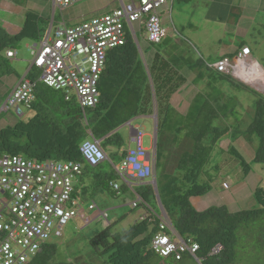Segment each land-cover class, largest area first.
I'll use <instances>...</instances> for the list:
<instances>
[{
    "label": "trees",
    "instance_id": "trees-1",
    "mask_svg": "<svg viewBox=\"0 0 264 264\" xmlns=\"http://www.w3.org/2000/svg\"><path fill=\"white\" fill-rule=\"evenodd\" d=\"M170 10L166 5L161 18L169 15ZM223 11L232 15L226 8ZM45 18L41 13L27 9L17 30H8L0 23V82L11 72L6 52L13 51L16 42L24 39L41 43L47 30L48 19ZM164 31L166 37L158 45L149 44L143 34L146 47L140 50L138 33L135 31L134 38L127 29L125 43L106 55L98 83L99 102L93 109H81L76 99L67 102L63 95L56 96L57 91L37 83L31 106L34 114L26 121L0 128V157L24 155L35 161H71L81 164L80 176L82 171H92L100 166L91 168L84 164L79 147L85 139L91 137L99 142L103 151L107 146L121 148L122 139L116 130L132 119L151 117L156 113V167L159 157L166 160L165 166L168 162L176 163L175 169H162L159 174L155 171L158 198L164 213L156 206L151 184L134 187L140 199L136 207L149 210L128 229L111 232V224L89 241L91 245L101 247L98 251L105 257L102 263L183 264L191 261L194 264H240L248 256L253 258V264H264L263 181L253 189L256 205L248 210L229 212L225 206H212L197 211L191 205L192 198L205 196L212 190L213 155L220 158L226 153L231 159L232 156L242 157L236 148L237 141L244 139L250 145L256 143L250 165L264 168V95L236 81L231 72L226 74L212 69L199 54L198 58L190 56V59L180 53L156 51L153 46L162 45L168 37ZM242 49H248L251 55L250 49L243 44L231 55L236 58ZM149 51L154 52L150 62L146 59ZM228 56L218 62L226 58L231 60ZM237 61L238 64L241 62ZM259 68L264 71V67ZM34 70L27 73L32 81L37 76L36 72L32 74ZM183 70L191 73L194 84L203 88L195 95L185 115L167 104L187 83ZM250 111L251 119L244 120L242 117H248L246 113ZM175 134H182L181 140ZM226 137L228 144L222 150L219 143ZM172 139L178 143L175 148L179 155L175 159L170 156ZM241 163L245 164L242 159ZM248 168L249 164L243 166L244 175L249 173ZM94 178L90 187L93 193L106 189L109 195L116 196L126 188L115 190V184L111 181L105 184L100 173ZM86 189L83 196L87 194ZM77 195L78 191L73 187L72 198ZM162 214L170 225L171 231L166 233L171 238L177 236L187 246H197L193 256L184 253L175 261L173 257L162 258L154 252L152 240L160 231ZM217 248L219 251L214 253ZM56 254V245L46 243L27 264H55Z\"/></svg>",
    "mask_w": 264,
    "mask_h": 264
},
{
    "label": "built area",
    "instance_id": "built-area-1",
    "mask_svg": "<svg viewBox=\"0 0 264 264\" xmlns=\"http://www.w3.org/2000/svg\"><path fill=\"white\" fill-rule=\"evenodd\" d=\"M82 1L85 0H52V5L62 12ZM118 1L117 9L71 27L63 21L54 24L52 17L42 42L30 48L34 56L30 69L36 70L35 80L26 74L15 85L1 111L12 109L17 117H24L20 106L31 109L37 83L54 91H65L67 102L73 99L69 95V91H73L81 109H93L99 102L98 83L106 55L125 43L127 29L135 38L137 25L151 45L161 44L166 37L161 17L169 0ZM249 56V50L242 49L234 60L223 59L215 68L226 74L232 71L235 75L236 61ZM6 57L13 59L16 53L7 51ZM143 136L141 127L134 126L133 146L125 151L120 167L115 169L130 187V183L139 185L154 178L155 162L142 146ZM79 151L84 163L91 168L108 161L94 139L83 141ZM80 173L79 163L0 157V264H27L52 236L61 237L62 228L72 219L80 216L85 225L93 221L84 217L83 209L72 198L73 179ZM139 200L136 196L132 209ZM95 208L92 204L88 211ZM99 216L107 224L106 216ZM159 230L152 240V248L160 257H173L178 261L182 254L193 255L197 251L196 245L187 246L178 237L171 238L166 233L171 228L164 216L159 219ZM218 251L217 248L214 253Z\"/></svg>",
    "mask_w": 264,
    "mask_h": 264
},
{
    "label": "rangeland",
    "instance_id": "rangeland-1",
    "mask_svg": "<svg viewBox=\"0 0 264 264\" xmlns=\"http://www.w3.org/2000/svg\"><path fill=\"white\" fill-rule=\"evenodd\" d=\"M14 1L15 4L13 6L18 11H8V6L3 4L2 8L7 9V11H0V23L8 30H17L23 22L24 12L22 10L27 11V9H32L48 19L47 30L44 35H46L49 29L52 17L54 18V23L63 21L67 27H71L94 17L107 14L120 6L118 0H85L60 12L59 9H53L52 0ZM167 7L171 8V10L169 15H164L163 22L168 37L162 45L153 46V49L162 53H180L184 54L185 57L193 56V58H198L199 54L205 62H208V65H213L218 60V56L220 55L219 50L229 53L228 57L232 61L235 59V56L231 55L232 51H235L236 47L243 44L250 49L251 55L241 60L238 64L237 75L232 74L231 71L232 78L264 95V80H258L259 77L250 72V68H255L264 75V72L259 69V67H264V0H173L167 3ZM225 8L232 14L231 16L226 14L227 11H223ZM235 22L237 23L236 25H234ZM237 30L238 34H236ZM139 42L142 48L144 41L141 36H139ZM218 42H221V44H218ZM39 43H34L30 39L16 42V47L13 50L16 53V57L8 61V66L11 69L10 75L0 82V128L14 125L18 121H26L34 114L33 109L27 110L23 106H20L24 112V117L22 118L16 116L15 110L11 109L10 111L1 112V109L13 90L12 83L17 84L24 78L34 60L30 48ZM35 72L34 70L32 74H35ZM245 75L246 77L252 75V79L250 76H248L249 79H247L248 77L245 79ZM253 77L256 78L253 79ZM64 94L65 91L56 92V96H64ZM69 95L74 100L76 99L75 92L69 91ZM244 109L247 110L245 107ZM246 114L248 117L243 116L242 118L248 121L251 119V111ZM130 126H141L144 133L142 146L153 157L157 174L162 169L164 171H169V168L175 169L176 163L168 162L167 166L163 165L166 162V160H163V157H159L156 167L153 120L132 119ZM129 128L127 124H124L116 130L122 139V146L121 148H110L107 146L104 149V152L108 156V161L103 162L95 170L82 171V175L74 177L73 186L78 191V206L83 209L84 217L93 221L89 225H85L84 220L78 216L62 228L61 237H51L50 242L54 243L57 247V254L53 260L55 264H103L102 262L105 257L98 251L101 247L98 244L97 246H93L89 241L106 227V223L100 216L95 218L96 216L94 215L97 213V209L95 211H88V208L95 202L100 209H103L101 195H110L106 189L93 193L90 187L95 179V174L98 173L101 174L105 184L111 181L112 184L120 188L129 187L117 175L115 170L120 167L124 159L126 146L128 145ZM175 135L178 140H181L182 134H179V136ZM88 139L91 140V137H88ZM227 140L228 138L226 137L219 143V147L222 150L227 147ZM159 141L161 145V137H159ZM177 144L176 141L174 142V139L171 140L170 146L171 148L173 147V152L170 154L173 157L171 159H175L179 155L178 148H175ZM236 148L241 153L242 157L240 159L236 156H232L231 159L226 153V156L220 158L216 153L217 156L213 155L212 159L214 163L211 166V174L214 177L211 182L212 190L205 196L196 197L191 200L192 207L195 210L202 211L212 206H225L229 212H238L240 210H248L256 205L252 198V191L260 182H264V168L261 165H250L256 149V143L250 145L242 139L236 142ZM18 156L25 159L28 158L24 155ZM241 159L245 164H249V173L247 175L243 173V166L245 164L241 163ZM215 165L216 167H214ZM145 183H149V181ZM130 184L135 185V183ZM85 188H88L86 189L87 194L83 196L82 192ZM121 196L133 201V197L127 192ZM155 201L156 206L159 207L157 198ZM151 205L155 206L154 201L151 202ZM123 208L122 212L120 210L117 212L106 211L107 222L112 224L109 227L111 232L128 229L140 218V215L144 216L145 214L143 206H138L136 210H130L128 206H124ZM119 218L121 219L119 220ZM53 234L55 235V231ZM252 259L247 256L240 264H253ZM183 264L194 263L185 261Z\"/></svg>",
    "mask_w": 264,
    "mask_h": 264
},
{
    "label": "crops",
    "instance_id": "crops-1",
    "mask_svg": "<svg viewBox=\"0 0 264 264\" xmlns=\"http://www.w3.org/2000/svg\"><path fill=\"white\" fill-rule=\"evenodd\" d=\"M11 1L10 0H0V11L1 10H4L3 12L7 11V9L2 8V6L4 4V5L8 6V11L17 12L18 11L17 8L13 6L15 4V1L14 0H13V2H11ZM22 11L25 13V10H22ZM139 30H140V28L136 25L134 27V31H136L138 33V35L141 36V38L144 41L143 32L140 33ZM236 34H238V30H237ZM218 44H221V42H218ZM144 47H146L145 41H144V46L142 48H144ZM138 48H140V50L142 49L140 44H139ZM224 48L226 49V47H224ZM219 51H220V55L218 56L219 60L222 57H227V55L229 54V53H226L225 51L223 52L222 50H219ZM232 52H234V50ZM153 55H154V52H151V51L148 52V54L146 55V59H147L148 62L151 61V59L153 58ZM219 60H217V62ZM217 62L215 64H213V65H209V67H211L212 69H215V66H216ZM236 64H238V61L236 62ZM182 73L186 77L187 83H185L183 86L180 87V89L177 91V93L174 94L171 97V99L167 102V104H169L170 107H172L173 109L177 110L182 115H185L187 113L188 109L191 107V105L193 103V100L196 97L195 95L203 88H202V86H197V85L194 84L193 76L187 70H183ZM15 85H16V83H14V84L12 83V87L13 88L15 87ZM140 119L144 120V121H146L148 119L152 120V116L151 117H141ZM129 129L130 130L128 132V138H127L128 145L126 146L127 149L133 146V144L131 142V137H132L133 131L131 130V128H129ZM133 186L136 187V186H138V184L131 185V188H130V186L129 187L126 186V188L123 190V193H122V194H125L126 192L129 193L130 196L133 197V201L127 199V197L123 198L121 196L122 194H119V195H116V196H111V195L110 196H107V195L104 196V195H101V197H102V201L101 202H103V204H101V205H102L103 209H100V207L97 206L96 203L92 201L93 204L96 207L94 209V211L97 209V213H95V215H94V216H96L95 218H97L100 214H102V215L104 214L105 215L106 211L117 212L118 210H120V212H122L123 209H124L123 208L124 206H128L130 208V210H136L138 206L135 209L131 208V205L136 201V198H135L136 194H135L134 189L132 188ZM77 198L78 197H75L74 199L78 202ZM191 205H192V203H191ZM144 210H145V214H144V216H145L149 209L146 207V208H144ZM197 211H201V210H197ZM141 217H143V215H140V218ZM106 219H108V218H106ZM120 219L121 218H119V220ZM103 221H104V219H103ZM107 225H109V223H107Z\"/></svg>",
    "mask_w": 264,
    "mask_h": 264
},
{
    "label": "water",
    "instance_id": "water-1",
    "mask_svg": "<svg viewBox=\"0 0 264 264\" xmlns=\"http://www.w3.org/2000/svg\"><path fill=\"white\" fill-rule=\"evenodd\" d=\"M49 28H50V26H49ZM262 68V67H261ZM263 95V94H262ZM152 120H153V122H154V151H155V149H156V141H157V115H153L152 116ZM127 125H130V122H128L127 123ZM146 184H151L152 186H153V188H154V192H155V195H156V198H157V201H158V203H159V207H160V210H161V212L162 213H164L163 212V210H162V208H161V204H160V201H159V198H158V190H157V185H156V180H155V178L154 179H152L149 183H146ZM164 216H165V214H163ZM166 217V216H165Z\"/></svg>",
    "mask_w": 264,
    "mask_h": 264
},
{
    "label": "bare ground",
    "instance_id": "bare-ground-1",
    "mask_svg": "<svg viewBox=\"0 0 264 264\" xmlns=\"http://www.w3.org/2000/svg\"><path fill=\"white\" fill-rule=\"evenodd\" d=\"M55 24V23H54ZM105 66V65H104ZM250 68V67H249ZM237 69V68H236ZM251 70H250V72H252L253 73V75L255 74L256 76H258L259 77V79L258 80H264V75L261 73V72H259L257 69H255V68H250ZM260 69V68H259ZM261 70V69H260ZM262 71V70H261ZM264 72V71H263ZM251 74V73H250ZM248 76H250V75H248ZM247 76V77H248ZM252 76V75H251ZM250 76V77H251ZM246 77V75H245V79L247 78ZM254 78H256V77H253V79ZM247 79H249V77L247 78ZM251 79H252V77H251ZM253 82H254V80H253ZM257 82V81H256ZM261 83V82H260ZM258 84V83H257ZM260 85V84H259ZM260 87H262V85H260ZM51 161V160H50ZM71 162V161H70ZM83 163V162H82ZM85 164V163H84ZM177 237V236H176ZM184 242V241H183ZM198 250V249H197ZM193 256V255H192Z\"/></svg>",
    "mask_w": 264,
    "mask_h": 264
},
{
    "label": "clouds",
    "instance_id": "clouds-1",
    "mask_svg": "<svg viewBox=\"0 0 264 264\" xmlns=\"http://www.w3.org/2000/svg\"><path fill=\"white\" fill-rule=\"evenodd\" d=\"M51 22V21H50ZM50 26V25H49ZM10 60V59H9ZM30 69V68H29ZM32 69V68H31ZM29 71V70H28ZM27 71V72H28ZM27 74V73H26ZM25 77V76H24ZM2 112V111H1ZM155 115H157L156 113H155ZM130 128H131V130L133 131L134 130V126H130V125H128ZM133 135V134H132ZM154 178H155V170H154ZM153 178V179H154ZM152 180V179H151ZM151 180H149V181H151ZM147 182V181H146ZM131 188V187H130ZM135 209V208H134ZM162 216H164L163 214H162ZM165 217V216H164ZM166 218V217H165ZM108 223V222H107ZM111 225V223H109V225H107L106 224V226H110Z\"/></svg>",
    "mask_w": 264,
    "mask_h": 264
}]
</instances>
